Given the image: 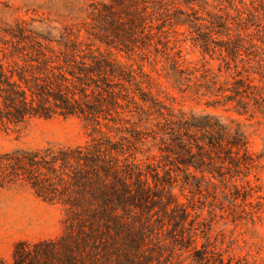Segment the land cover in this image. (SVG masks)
Here are the masks:
<instances>
[{
    "label": "trees",
    "instance_id": "trees-1",
    "mask_svg": "<svg viewBox=\"0 0 264 264\" xmlns=\"http://www.w3.org/2000/svg\"><path fill=\"white\" fill-rule=\"evenodd\" d=\"M59 17L0 27V130L56 116L86 129L0 153V186L65 211L60 236L19 240L0 264H252L234 231H213L260 237L264 222L250 178L264 150L234 116L264 122V0H70Z\"/></svg>",
    "mask_w": 264,
    "mask_h": 264
},
{
    "label": "rangeland",
    "instance_id": "rangeland-1",
    "mask_svg": "<svg viewBox=\"0 0 264 264\" xmlns=\"http://www.w3.org/2000/svg\"><path fill=\"white\" fill-rule=\"evenodd\" d=\"M70 0H0V27L14 23L18 17L34 21L36 26L45 28L48 18L61 20L59 14L66 13ZM56 24V22H54ZM184 54L187 59L201 58L200 52L189 42L185 44ZM125 60L124 57H121ZM197 111L218 112L224 116L230 113L221 109L207 108L205 105H194ZM239 117L245 124L250 150L258 154L264 150V122L257 119L249 120L246 116ZM85 124L78 117L56 116L53 118H34L29 122L9 129L0 130V153L17 148L42 147L48 142L77 143L85 138ZM250 178L258 184L256 198L264 203V158ZM182 201L186 198L182 197ZM255 199V198H254ZM256 201V200H255ZM62 206L52 204L38 198L28 185L13 184L0 186V259L12 260L14 245L19 240L38 241L56 238L64 229ZM205 216L208 212L205 211ZM224 230L234 237L238 243L233 245L236 256L246 257L252 264H264V222L259 224L260 237L253 234L251 225L224 224L221 221L213 231L214 237L221 238ZM261 237L263 239H261ZM228 244V243H227Z\"/></svg>",
    "mask_w": 264,
    "mask_h": 264
}]
</instances>
